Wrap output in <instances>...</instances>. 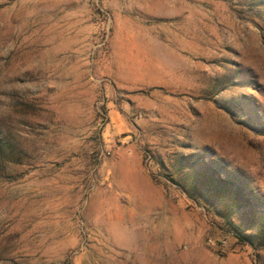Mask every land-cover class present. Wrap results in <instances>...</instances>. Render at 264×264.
Instances as JSON below:
<instances>
[{"label": "rangeland", "instance_id": "rangeland-1", "mask_svg": "<svg viewBox=\"0 0 264 264\" xmlns=\"http://www.w3.org/2000/svg\"><path fill=\"white\" fill-rule=\"evenodd\" d=\"M0 264H264V0H0Z\"/></svg>", "mask_w": 264, "mask_h": 264}]
</instances>
